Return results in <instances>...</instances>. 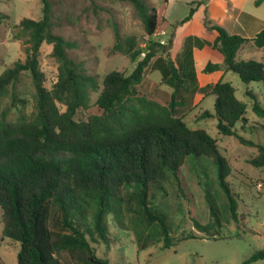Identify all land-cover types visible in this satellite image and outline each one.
<instances>
[{"label":"trees","instance_id":"1","mask_svg":"<svg viewBox=\"0 0 264 264\" xmlns=\"http://www.w3.org/2000/svg\"><path fill=\"white\" fill-rule=\"evenodd\" d=\"M120 1L134 5L149 37L171 26L164 16L168 0H164L162 10L149 7L144 0ZM42 3L41 19L23 18L15 27L14 36L25 38L28 45L26 61L17 62L0 75V100L26 71L36 89L33 118L8 122L9 109L0 116V213L4 236L20 244L17 264H63L59 257L62 252H67L72 264H111L97 255L91 243L110 244L113 228L125 225V210L151 229L154 237L164 238V247L170 248L173 244L169 217L152 207V199L166 192L167 183L174 185L182 199L189 198L196 228H205L194 214V196L183 171L189 161L202 163L207 159L214 163L219 185L236 220L237 195L228 182L230 163L221 153L217 139L204 129H191L175 116L179 106L176 98L182 89H187L186 84L194 92L214 96L215 112L206 111L201 118H216L220 135L237 137V124L242 122L244 127L248 123L247 103L239 100L233 85L223 79L200 88L193 51L209 45L223 56L227 71L238 74L246 84L261 83L264 64L257 60L238 61L237 55L248 44L263 49L264 29L253 38H245L230 34L220 25L206 23L217 33L214 42L188 36L184 61L177 65L168 54L169 46L153 43L147 49L141 48L135 36L123 39L114 22L113 52L123 53L132 62L144 52L145 55L130 75L117 71L108 74L94 113L86 121H78V111L90 108V94L99 89V82L69 56V50L78 48L77 42L54 32L51 3ZM193 3L198 7L205 4L203 0ZM263 3L264 0L256 1L257 5ZM196 11L191 7L179 24L191 21ZM7 19L8 15L0 14V26ZM44 43L53 45V56L59 63L58 80L51 90L44 86L46 78L40 68ZM157 47L164 49L162 54L158 55ZM153 59L163 82L173 89L172 99L168 106L154 103L147 112H141L135 104L136 88ZM220 69L221 65L210 62L203 72ZM246 95L256 98L252 91ZM59 105L66 110L62 112ZM253 110L264 118L259 102L254 103ZM240 140L258 149L251 164L264 167V144ZM209 207L216 226H222L212 202ZM259 260H264V250L243 264Z\"/></svg>","mask_w":264,"mask_h":264},{"label":"rangeland","instance_id":"2","mask_svg":"<svg viewBox=\"0 0 264 264\" xmlns=\"http://www.w3.org/2000/svg\"><path fill=\"white\" fill-rule=\"evenodd\" d=\"M49 1L54 32L77 42L78 48L69 50V56L81 63L87 73L95 76L99 82V89L90 94V108L78 111V121H86L94 113L103 90V80L108 74L117 71L130 75L145 55L144 52L136 62H132L123 53L113 52L116 42L112 28L114 22L118 24L123 39L135 36L141 48L147 49L153 43L169 46L168 54L177 65L184 61V40L187 35L203 37L208 42L214 40L216 32L210 30L206 23L220 25L230 34L246 38H253L264 29V3L257 5V0H203L204 9L195 14L192 22L183 25L178 21L189 15L191 7L198 8L197 3L190 5L183 0H170L164 14L174 25L152 37L146 34L131 2ZM199 1L202 0L196 2ZM144 2L149 7L163 9L164 0ZM0 14L8 15V19L0 26L1 75L17 62L26 61L28 45L25 38L14 36L15 27L23 18L41 19L43 3L42 0H0ZM170 40L172 44L169 43ZM157 48L158 55L162 54L164 49ZM195 50L198 86L202 88L223 79L236 89L237 98L247 103L248 123L243 127V123L239 122L236 126L238 136L234 137L219 134L216 118H201L206 111L215 112L214 96H207L203 91L194 92L186 84L187 89H182L176 98L179 106L176 107L175 116L186 122L191 129H204L217 139L221 153L229 161L231 174L228 182L237 195V219L234 220L231 216L229 201L219 185L214 163L207 159L202 160V163L189 161L183 171L194 196V214L205 228H196L189 198L182 199L174 185L167 183L166 192L158 193L152 199V207L168 215L171 222L169 238L173 246L165 248L164 238L154 237L151 229L125 210V225L113 228L115 234L110 244L91 243L97 255L108 259L111 264H243L254 253L264 250V167L256 168L251 164V160L258 155V149L251 144H243L240 140L243 138L254 145L264 144V118L253 110L256 101L264 108V82L246 84L232 71H228L224 77L221 72L203 75L202 64L208 62L211 54ZM218 55L217 51L212 53V56ZM39 59L41 71L46 78L44 86L51 90L59 74V63L53 56V45L44 43ZM154 60L145 71L143 82L136 88L135 104L141 112H147L154 103L168 106L172 99L173 89L163 82L162 74L153 66ZM237 60H257L264 64V49L246 45L239 51ZM247 91H252L256 98L246 95ZM13 103L16 107H13ZM35 104L36 89L30 72L26 71L21 74L16 86L9 87L1 98L0 116L9 109L8 122H16L21 117L33 118ZM59 108L62 112L66 110L63 105H59ZM210 202L219 213L222 226H216L215 219L211 216ZM144 244L146 246L143 247ZM19 250L18 242L4 236L0 213L2 263L17 264ZM59 257L63 264H72L67 252H62ZM251 264H264V260Z\"/></svg>","mask_w":264,"mask_h":264},{"label":"crops","instance_id":"3","mask_svg":"<svg viewBox=\"0 0 264 264\" xmlns=\"http://www.w3.org/2000/svg\"><path fill=\"white\" fill-rule=\"evenodd\" d=\"M183 1H185L186 3H189L190 5H192V3L193 2H196L197 0H193V1H190V0H183ZM190 1V2H189ZM169 3H170V0H168V3H167V7H166V9H165V11L168 9V5H169ZM204 7H205V4H202V5H200L198 8L197 7H194V8H197V11L195 12V14L200 10V11H202V9H204ZM165 13V12H164ZM195 14H194V16H195ZM164 16H165V14H164ZM194 16H193V18H194ZM165 18L167 19V17L165 16ZM193 18H192V20L191 21H189V22H187V23H190V22H192L193 21ZM168 20V19H167ZM169 21V20H168ZM182 21V20H181ZM181 21H178V22H181ZM170 22V24H171V26L169 27V29L174 25V23H172L171 21H169ZM168 30V29H167ZM188 36H196V35H187L186 36V38L188 37ZM216 36H217V33H216V35H215V38H216ZM196 37H199V36H196ZM185 38V39H186ZM199 38H201L202 40H206L205 38H203V37H199ZM215 38H214V40H215ZM246 38V37H245ZM214 40L213 41H209L210 43H213L214 42ZM185 41V40H184ZM208 41V40H207ZM248 45H251L252 46V44H248ZM245 47V46H244ZM243 47V48H244ZM195 49H198V51L201 53V52H208L209 54H211V58H209L208 59V62L206 63V64H202V69H201V72H202V74L204 75L205 73L203 72V69L205 68V66L208 64V63H213V61H215L213 64H218V65H221L222 66V69H220V70H218V71H215V72H213V73H208V74H214V73H218V72H221V73H223V76L222 77H224V75L228 72L226 69H225V67H224V59H223V56L220 54V55H218V56H212V53H214V52H216L217 50H214L211 46H209V45H206L205 47H203L202 49H199V48H194V51H193V56H194V60H195V56H196V50ZM264 49V48H263ZM218 52V51H217ZM239 53V52H238ZM238 56V55H237ZM215 59V60H211V59ZM206 61V60H205ZM247 61V60H246ZM203 65H204V67H203ZM197 66V64H196V61H195V67ZM196 71H197V67H196ZM221 77V78H222ZM197 78H198V74H197ZM220 78V79H221ZM217 83V82H216Z\"/></svg>","mask_w":264,"mask_h":264}]
</instances>
